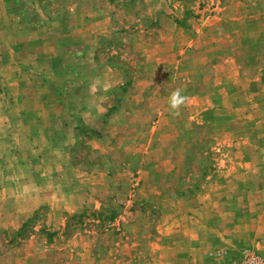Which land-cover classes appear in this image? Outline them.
Returning a JSON list of instances; mask_svg holds the SVG:
<instances>
[{"label":"rangeland","instance_id":"1","mask_svg":"<svg viewBox=\"0 0 264 264\" xmlns=\"http://www.w3.org/2000/svg\"><path fill=\"white\" fill-rule=\"evenodd\" d=\"M237 1L0 0V264H264V0ZM78 7L96 49L37 66Z\"/></svg>","mask_w":264,"mask_h":264},{"label":"crops","instance_id":"2","mask_svg":"<svg viewBox=\"0 0 264 264\" xmlns=\"http://www.w3.org/2000/svg\"><path fill=\"white\" fill-rule=\"evenodd\" d=\"M147 1H153V0H147ZM160 1H165V0H160ZM156 2H159V0H156ZM239 2V0L237 1ZM239 4V3H238ZM84 7H87V6H84ZM91 11V13L89 12ZM86 10V9H81V7H78V8H73L72 10H70L69 14H68V19L66 21H61L60 19L58 18H54L46 13H43L44 14V20L46 22V26L42 29V27H34V29L30 32L34 33V36H38V39L39 37H42V40H41V43H42V48L45 53V55H41L40 58H39V61H40V64H37V66L39 65L40 67L44 66H48V63L47 64H44V62H46V60H48L49 62L53 61V64L55 67L56 64L60 66V69L66 66H69V65H72L69 61V57L71 56H74L76 54H78L79 52L82 53V55H84V53L86 51H90V50H93V49H96L97 45L99 44V41L101 40L102 38V35L106 33V29H107V22L109 21V19L111 18L110 16L109 17H105V16H102L100 15L96 10H93V9H89ZM87 15H94L95 17H97L94 21V27L95 28H89V27H85L84 26V22L83 20H90ZM259 33V32H258ZM33 46H35V44H32L31 48H33ZM54 51V56H53V59H52V53ZM69 52H72V54L70 55ZM49 55V56H48ZM73 62H75L76 60H71ZM97 62V61H95ZM75 62L74 65H76V67H79V64ZM97 64V63H96ZM83 65V63H82ZM85 66V65H83ZM100 65L98 64V67ZM43 67V68H44ZM109 74L110 77H112L113 75H115L116 77V73L115 71L109 67ZM63 71H58L56 70L55 71V75H60ZM39 74L40 73H44L45 74V77L46 78H49L50 77V72L48 71V69L45 68L44 72H38ZM31 77L33 79H29L30 82H32V84H36L34 82L35 79V74H30ZM30 77V78H31ZM113 78H111L112 80ZM61 85V84H60ZM59 85V88L57 90V92H55V97L58 99V105L61 104V106H65L68 99L71 98V97H74V99H78V98H82V97H79L78 95H70L68 93H66L62 88L61 86ZM35 91L33 93L30 94V92L28 93L29 96H25L24 93H22L21 91L18 93V100H17V103L19 104V102L21 101L22 104L20 106H22V108H18V112L22 113V114H25V115H28L30 114V111H31V102L30 100H27L28 98L30 99L31 97H33L35 95ZM49 97V95H47ZM39 99L38 100H41L43 104V107L46 108L48 107V104L49 103V98H46L44 99V96L43 98L38 96ZM94 98H97V99H101V96L98 94V95H95ZM97 103V102H96ZM44 104H47V105H44ZM100 104L101 103H97L96 106L93 107V110L94 111H101L100 110ZM25 105H27L25 107ZM97 108V109H96ZM28 109V110H27ZM18 117H22L21 116H18ZM25 122V123H24ZM32 122V119L29 118L28 120H25V118L23 119L22 123H18L17 126H13V129H12V132L14 131H18V135L14 134V139L16 140H24L25 142H28V144L30 145L31 147V144L33 146V143H41L42 140L44 139V137H40L39 141L36 140V136H33V131H34V128L32 127L33 125L31 124ZM11 126H0V132L4 131V129H8V130H11L10 129ZM1 136V134H0ZM11 140V138H10ZM15 140V141H16ZM46 141L48 142H52L51 140V136H47L46 135ZM13 142V141H12ZM16 143V142H15ZM43 143V142H42ZM28 155L33 156V153L31 152V150H29V153ZM46 159V158H45ZM17 162H18V166L21 167V165L23 166L25 163L28 162L29 165H31V162H30V159L29 157L28 158H25V154L24 152H21L19 150V155H18V158H17ZM25 162V163H24ZM28 170L31 172V170H33L32 168H28Z\"/></svg>","mask_w":264,"mask_h":264},{"label":"clouds","instance_id":"3","mask_svg":"<svg viewBox=\"0 0 264 264\" xmlns=\"http://www.w3.org/2000/svg\"><path fill=\"white\" fill-rule=\"evenodd\" d=\"M183 99L179 90L172 92L169 99L170 107L173 109L177 108L183 102Z\"/></svg>","mask_w":264,"mask_h":264}]
</instances>
